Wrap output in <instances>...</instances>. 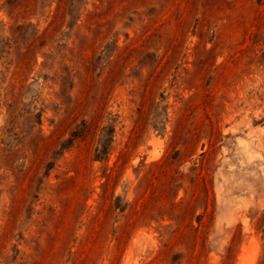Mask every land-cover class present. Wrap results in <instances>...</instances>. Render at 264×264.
<instances>
[{
  "label": "rangeland",
  "instance_id": "obj_1",
  "mask_svg": "<svg viewBox=\"0 0 264 264\" xmlns=\"http://www.w3.org/2000/svg\"><path fill=\"white\" fill-rule=\"evenodd\" d=\"M0 264H264V0H0Z\"/></svg>",
  "mask_w": 264,
  "mask_h": 264
}]
</instances>
